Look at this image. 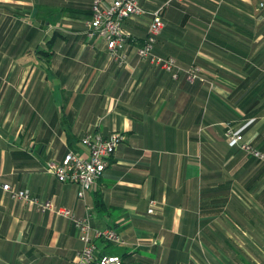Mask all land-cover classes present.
<instances>
[{
    "label": "crops",
    "instance_id": "obj_1",
    "mask_svg": "<svg viewBox=\"0 0 264 264\" xmlns=\"http://www.w3.org/2000/svg\"><path fill=\"white\" fill-rule=\"evenodd\" d=\"M166 1L138 0L121 66L85 35L92 0H0V264H74L82 246L69 219L12 199L4 183L77 216L89 206L94 228L125 241L96 240L97 253L123 264H264V164L223 125L264 142L261 0L162 9L153 51L197 63L219 79L212 89L138 61L149 12ZM113 131L125 138L84 198L47 172L68 150L85 153V134Z\"/></svg>",
    "mask_w": 264,
    "mask_h": 264
},
{
    "label": "built area",
    "instance_id": "obj_2",
    "mask_svg": "<svg viewBox=\"0 0 264 264\" xmlns=\"http://www.w3.org/2000/svg\"><path fill=\"white\" fill-rule=\"evenodd\" d=\"M169 1L149 12L150 20L147 24L146 35L140 46H138L137 55L140 59L149 58L150 62L159 65L161 69L169 72L173 78H177L179 73L182 72L186 82L201 81L204 84L207 83L208 89H212L213 81L198 66L190 64L183 68L177 64L173 57H163L153 51L156 36L163 26L161 12ZM175 1L183 2L184 0ZM258 9L264 10V0L259 1ZM144 13L145 10L140 6L138 0H92L90 17L83 22L85 35L89 40H100L108 53L109 59L122 64L126 59V47L130 38V33L124 27V21L134 19ZM223 125L224 135L228 142L235 144L247 155L253 156L264 164L263 152L254 148L250 141L245 140L242 134L235 131L230 122H224ZM124 138V134L119 131H113L105 137L99 133L90 132L85 134L80 141L85 153L68 150L61 161L47 163V172L52 173L61 182H70L77 185V197L84 198L85 192L100 177L111 154ZM2 189L12 199L23 200L39 212L48 211L72 222L82 243L81 248L74 255V264H123L118 255H100L97 253L96 240H103L115 245H123L125 241L112 228H94L91 224L89 206L85 205L83 216H77L69 208L56 206L51 200H40L38 197L30 195L28 190H17L7 183L2 184ZM156 205L154 200H150L148 213H153Z\"/></svg>",
    "mask_w": 264,
    "mask_h": 264
},
{
    "label": "rangeland",
    "instance_id": "obj_3",
    "mask_svg": "<svg viewBox=\"0 0 264 264\" xmlns=\"http://www.w3.org/2000/svg\"><path fill=\"white\" fill-rule=\"evenodd\" d=\"M189 0H184L183 2H176L175 0H170L169 1V3H168V5H170L171 4V2H175V3H178V5L179 6H182V7H185V6H187L186 4H187V2H188ZM163 4H161L160 6H162ZM168 5H166V6H164L163 7V9L165 8V7H167ZM160 6H158V7H156L155 9H157V8H159ZM155 9H153V10H151V11H154ZM150 11V12H151ZM90 17V16H89ZM88 17V18H89ZM85 19H87V18H85ZM85 19L83 20V22L85 21ZM149 20H150V17H149ZM162 21H163V18H162ZM149 22V21H148ZM163 27H164V22H163V26H162V29H163ZM146 28H147V25H146ZM162 29L160 30V32H159V34L161 33V31H162ZM159 34L156 36V41H157V38H158V36H159ZM145 35H146V32H145ZM139 47H137V49H138ZM137 49H136V55H137ZM107 52V51H106ZM155 53V52H154ZM156 54V53H155ZM107 56H108V53H107ZM126 57H127V47H126ZM167 57H173V56H167ZM109 58V57H108ZM137 58H138V61H142V60H145V61H148L150 64H153V65H155V66H157V67H159L160 68V66L159 65H157V64H155V63H152V62H150V59L149 58H144V59H140L139 57H138V55H137ZM174 58V57H173ZM175 59V58H174ZM110 61H113V60H111V59H109ZM176 60V59H175ZM113 62H115V61H113ZM125 62H126V59H125ZM124 62V63H125ZM176 62H177V60H176ZM116 64H118V65H124V63H122V64H120V63H117V62H115ZM177 64H178V62H177ZM190 64H193V65H195V66H198L201 70H202V72L208 77V74H206V72H204V69H202V67L201 66H199L197 63H195V62H191V63H189L188 65H186V66H181L180 64H178L180 67H183V68H185V67H187V66H189ZM161 69V68H160ZM163 70V69H162ZM165 71V70H164ZM167 72V71H166ZM169 73V72H168ZM180 73H182V72H180ZM179 73V74H180ZM183 74V73H182ZM179 76V75H178ZM212 81H213V86H214V79H212ZM195 82H197V81H195ZM247 141H249V140H247ZM252 146L254 147V148H256V149H258V150H260L255 144H252ZM237 147V146H236ZM238 148V147H237ZM242 151V150H241ZM243 152V151H242ZM261 152H263V151H261ZM245 153V152H244ZM264 153V152H263ZM246 154V153H245ZM247 155V154H246ZM247 156H249V157H252V158H254L253 156H250V155H247ZM256 159V158H255ZM257 160V159H256ZM252 256H248V260H249V262L250 263H254V260L251 258ZM252 259V260H251Z\"/></svg>",
    "mask_w": 264,
    "mask_h": 264
},
{
    "label": "trees",
    "instance_id": "obj_4",
    "mask_svg": "<svg viewBox=\"0 0 264 264\" xmlns=\"http://www.w3.org/2000/svg\"><path fill=\"white\" fill-rule=\"evenodd\" d=\"M208 78L211 79V80L213 79V78H212L211 76H209V75H208ZM208 78H207V79H208ZM218 81H219V79H215V84L218 83ZM197 82H199V83H201V84H204V83L201 82V81H197ZM206 84H207V83H205L204 85H206ZM228 122L232 123L230 120H229ZM239 131L242 132V130H239ZM250 142H251L252 144H255L256 146H258V148L260 149V151H263V152H264V142L261 143V144H258V143L256 144V143L254 142V140H253V141H250ZM235 147H236V146H235Z\"/></svg>",
    "mask_w": 264,
    "mask_h": 264
}]
</instances>
